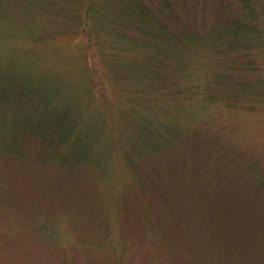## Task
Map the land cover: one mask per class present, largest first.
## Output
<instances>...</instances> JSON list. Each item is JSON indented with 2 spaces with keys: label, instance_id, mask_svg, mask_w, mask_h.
Segmentation results:
<instances>
[{
  "label": "rangeland",
  "instance_id": "1",
  "mask_svg": "<svg viewBox=\"0 0 264 264\" xmlns=\"http://www.w3.org/2000/svg\"><path fill=\"white\" fill-rule=\"evenodd\" d=\"M193 2L182 13L196 27L212 25L226 4ZM12 22L0 24L1 67L11 45L23 67L38 46L42 68L60 81L35 74L18 112L58 122L69 144L29 140L21 159L0 148V264H264V106L193 96L214 73L206 45L186 57L188 73L170 66L183 93L152 94L146 100L160 105L144 109L88 36L40 47L16 21L9 42ZM34 25L48 28L41 16ZM12 114L0 107V145L20 132Z\"/></svg>",
  "mask_w": 264,
  "mask_h": 264
},
{
  "label": "trees",
  "instance_id": "2",
  "mask_svg": "<svg viewBox=\"0 0 264 264\" xmlns=\"http://www.w3.org/2000/svg\"><path fill=\"white\" fill-rule=\"evenodd\" d=\"M224 1L215 22L208 27L194 26L182 13L192 12L193 0H0V24L12 22L19 15L16 21L26 29L27 39L41 43L40 47L56 39L76 42L88 36V48L98 49L116 77L131 81L134 88L126 92L138 97L144 109L160 105L150 98L146 100L152 94L154 99L183 93L182 84L179 87L177 78H173L177 72L170 66L176 64L180 74L188 73L186 57L206 45L207 53L202 58L208 57V70L214 73L203 90L194 89L193 96L200 97L203 91L210 104L238 100L253 111L255 106H264V0ZM40 16L48 28L38 34L33 27ZM16 21L5 29L4 39L9 42L18 40ZM11 46L10 64L7 68L0 65V107L12 108L14 127L21 128L11 143H1L0 148L18 159L23 157V147L29 140L60 150L69 144V139L62 127H56L58 122L36 123L32 116L23 117L18 112L35 91L34 75L47 73L48 68H42L47 55L36 46L22 58L28 61L23 67L21 51ZM82 71L87 72V68ZM52 75L46 74V81L54 78ZM50 82L59 85L60 81L54 78ZM143 125L145 130L152 124ZM60 154L55 156L59 159Z\"/></svg>",
  "mask_w": 264,
  "mask_h": 264
}]
</instances>
